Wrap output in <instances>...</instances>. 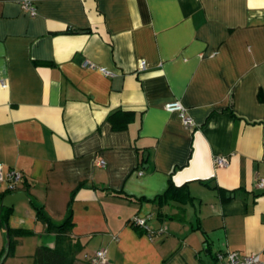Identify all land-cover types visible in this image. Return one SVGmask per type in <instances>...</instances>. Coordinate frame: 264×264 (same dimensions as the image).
Instances as JSON below:
<instances>
[{"label": "crops", "instance_id": "1", "mask_svg": "<svg viewBox=\"0 0 264 264\" xmlns=\"http://www.w3.org/2000/svg\"><path fill=\"white\" fill-rule=\"evenodd\" d=\"M23 1L0 0V163L22 174L0 183V264L39 247L56 264H264V0ZM116 110L133 121L114 129Z\"/></svg>", "mask_w": 264, "mask_h": 264}, {"label": "built area", "instance_id": "2", "mask_svg": "<svg viewBox=\"0 0 264 264\" xmlns=\"http://www.w3.org/2000/svg\"><path fill=\"white\" fill-rule=\"evenodd\" d=\"M22 7L30 12V14H35V8L31 5L30 1L24 0L22 2ZM165 109L170 112H177L179 118L181 119L183 125L187 128H192L195 125V121L188 114L187 109L179 102L173 101L165 104ZM104 163L103 160L98 162L99 165ZM213 164L216 167H223L228 164V158L226 156L217 155L213 158ZM22 178L20 171L10 168L4 171L2 164L0 163V183L5 182L8 189H14L17 182ZM258 187H264V179H259L257 181ZM131 224L138 226L140 228H147L145 225V219L140 216H134L130 220ZM86 258L92 263L105 264L107 261L106 250L100 249L94 252V254L86 255ZM208 264H262L260 256L256 253L248 255H239L234 251H219L216 253L214 262Z\"/></svg>", "mask_w": 264, "mask_h": 264}, {"label": "trees", "instance_id": "3", "mask_svg": "<svg viewBox=\"0 0 264 264\" xmlns=\"http://www.w3.org/2000/svg\"><path fill=\"white\" fill-rule=\"evenodd\" d=\"M133 113L130 111H122V110H116L112 113H110L107 117V120L112 124L114 129H122L128 125L131 121H133ZM182 191H184L183 187H175L171 185L166 193V197H178L179 192L182 194ZM72 223L68 222L67 220L63 222L61 225L52 227L53 230L60 234L71 226ZM12 242L10 241L9 245V251L11 250ZM8 251V252H9ZM62 254L58 249H49L46 247H39L36 251V258L38 264H56L58 262L59 257H61Z\"/></svg>", "mask_w": 264, "mask_h": 264}, {"label": "water", "instance_id": "4", "mask_svg": "<svg viewBox=\"0 0 264 264\" xmlns=\"http://www.w3.org/2000/svg\"><path fill=\"white\" fill-rule=\"evenodd\" d=\"M9 245H10V240H9V238H7V242H6V244H5L3 254H2L1 257H0V263L5 259V257H6L7 254H8V251H9Z\"/></svg>", "mask_w": 264, "mask_h": 264}]
</instances>
